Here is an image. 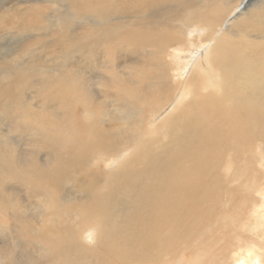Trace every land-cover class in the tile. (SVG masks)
Masks as SVG:
<instances>
[{"label":"bare ground","instance_id":"bare-ground-1","mask_svg":"<svg viewBox=\"0 0 264 264\" xmlns=\"http://www.w3.org/2000/svg\"><path fill=\"white\" fill-rule=\"evenodd\" d=\"M57 6L0 14V34H26L42 30L47 13H55V26L30 41L13 72L0 67L1 115H12L18 132L33 133L43 148L31 146L22 158L0 143L11 215L0 222V264H203L205 252L190 247L218 227L231 229L235 240L228 256L217 252L210 264H264V173L245 201L248 215L230 209L229 220L217 213L216 201H205L206 181L220 182L216 171H232L230 180L237 175L230 182L235 187L249 170L244 150H251L255 134L264 158V0H58ZM189 27L199 29L188 41L199 51L179 63L186 50L180 30ZM102 51L98 63L106 70L93 86L87 72ZM178 64L187 65L185 77L174 82ZM28 75L53 77L58 88L50 91ZM141 83L148 97L138 111L146 101ZM25 95L30 111L17 104ZM217 119L222 132L213 125ZM243 131L250 142L240 147ZM226 134L241 148L239 160L223 154ZM199 169L211 177L196 185ZM141 181L146 196L158 184L157 208L145 210L141 197L131 201ZM225 203L232 206V199ZM217 254L222 259L215 263Z\"/></svg>","mask_w":264,"mask_h":264},{"label":"rangeland","instance_id":"rangeland-1","mask_svg":"<svg viewBox=\"0 0 264 264\" xmlns=\"http://www.w3.org/2000/svg\"><path fill=\"white\" fill-rule=\"evenodd\" d=\"M57 1L58 0H0V14L5 13L7 11L9 12V9H11V10L16 9L15 11H17L23 6H27V5H31V4L32 5L33 4H41V3L47 4L49 6L55 5V7L57 9H60L57 6ZM180 14L183 15L182 12ZM54 18H55V13L52 11L48 12L47 16L45 18L44 28L42 30H37L38 27H36L35 29H32L31 31L29 30L30 32L27 31L26 34H20L16 31H13L12 29H7L6 32L1 33L0 34V67L10 68L11 71L13 72V70H14L13 65L16 63H20L23 60V57H25L26 46L30 43V41L32 43V40L34 41V38H38L39 36H46L50 33L51 28L53 26H55ZM86 22H89V18H87ZM84 23H85V21H84ZM228 27H229V22L227 21L226 26L224 25L223 27H221V31L225 30ZM180 31L182 33L184 32L186 34L185 38L182 41L183 43H185L182 50H184V49H186V50H184L183 52L178 54V56L181 57L178 62L179 63H181V62L182 63H188L193 57H195L197 55V53L199 51L198 46L188 45V41L191 38H195L196 36L197 37L199 36L198 35L199 29H196L195 27H189V28H185V29L183 28ZM202 47H204V43H203ZM175 52L176 51H174L173 53H175ZM37 56H39L38 52L29 55V57H31V58H34ZM105 57H106V54L103 51L98 52L94 55L93 60L98 59L99 61L93 62L94 67H92L91 73L87 72L88 76H90L89 79H90L91 84L93 86L97 83V81H98L97 79L100 77L98 75L100 70H102V71L106 70V67H104L100 63H98V62L104 60ZM107 60L111 61V56H108ZM122 60H124V57L122 58ZM36 61L37 60L32 62V64H35ZM171 63H172V67H175L177 65L175 62H172V61H171ZM112 65H113V63H112ZM186 66H187L186 64H184L183 66H180L178 64V67H179L178 70L177 71H175V69L173 70L174 72L172 73V76H173L174 82L179 81L181 78L185 77L184 75H182V73H183V70L186 68ZM108 68H109V66L107 67V69ZM56 69H59V68L56 67ZM160 70L162 73L161 68H160ZM118 71L124 72L122 69H119ZM16 72L19 74H23V73H20L18 71H16ZM26 72L28 73L29 70H27ZM28 76L32 79V81H35V82L41 84L42 86L47 87L50 91H56L58 88L57 81L53 77H51V78L39 77V75L38 76L28 75ZM144 85H145L144 83H141L137 87H139L140 90L142 91V87ZM142 92L145 94L146 101H145V103L142 102V104H141L139 102V104H137L138 105V111H140V109L143 106L145 107V105L147 104L146 103L147 97H148V96H146L147 92L145 93L144 90ZM26 93L35 95V93H33L32 91H26ZM30 102L31 101L29 99H27V96L25 95L22 99H19L17 104L21 105L22 110L30 111L29 110ZM223 106H225V103L223 104ZM50 112H54V111H50ZM1 114L2 113L0 112V143H2L3 148L16 147L19 156L22 158H26L28 156L27 152L31 146H36V147L43 149L42 144L38 145V144L33 143V140L35 139V135L33 133H26L25 131H23L21 129H20L21 132H18V128L16 126V123H13V121H12V118H11L12 115L3 116ZM47 115H49V113H47ZM111 115H112V113H109L108 116H111ZM82 116H83V112L81 111V109H79L78 111H76L74 113V118L76 119V121H78V119L80 121L82 119ZM87 121H88L87 119H84L83 122L87 123ZM144 121L146 122V117H145ZM213 125L216 127L217 132H222V128H220V126H221L220 120L217 119V121H215V124H213ZM14 132L20 133L22 135V139L17 137L14 134ZM213 134H215V133H213ZM222 135H223V133H222ZM255 135H256L255 139L252 138V141H251V147H252L251 150H248L247 152L244 150V153H245L244 159H247L248 162L250 163L247 167H250V168L252 167V168L251 169L249 168V170L247 172H245L244 170L242 171V176H240V178L236 182H234L236 184L235 187H232V183H230V182L233 181L237 175L233 176L232 179L230 180L229 177H231L232 171L231 172L229 171V173H228L225 170V168L223 169V171H219V172L216 171L215 172V176H216L215 178H217L220 182H213L212 180H208L205 183L206 184L205 201H208L209 203L216 201L217 205L216 204L215 205L217 207L214 205L215 210H217V211L219 210L220 212L221 211L226 212V214L224 216L227 217L229 220H231V217L233 216V213L230 212V209H234L235 214H236V211H239L240 214L244 213V215H248V212H249L248 208L250 206V201H251L250 198L253 197V195H252L253 188L258 182H260L262 180L261 174L259 172L264 173V158L260 157V150L259 149L262 146V150H263V144L261 143L262 138H259V136L257 134H255ZM228 137H230V138H228ZM225 138H226L225 142L228 145H226L223 148V154H225V156L228 155L227 157H230L231 159L237 157L236 160H239L241 158L240 157L241 148H238V151H236L235 146L233 144L234 141H231V139H232L231 135L226 134ZM219 139H221V137ZM47 141L48 140L46 138H44V142H47ZM246 141L250 142V139L246 137V134L243 131V137L240 140H238L236 143L239 144L240 147H244L242 143H245ZM112 159H114V158L111 157V160ZM231 159H229L227 161H230ZM22 161L24 162L23 159H22ZM109 162H110V159H109ZM109 162L107 164L108 167L110 166ZM239 163L243 165L242 160ZM52 164L53 163L51 162V165ZM204 164L205 163H202V165H204ZM110 167H111V170H113V169L117 170V168H118L116 165H113ZM102 169L106 171L107 167L105 166ZM102 169H100V171L103 174L100 172V177L103 180L104 176L106 174L102 171ZM236 171H237V169H236ZM0 173H3L1 170V167H0ZM208 176L211 177L210 171H206V173H202L199 169V174L197 175V177L194 178L196 185H198V183L200 185V183L202 181L204 182L205 178ZM254 179H255V181L253 184L252 181ZM6 180H7V175L0 177V205H1L0 206V222H3L7 217L11 216L10 211H7V209H6V206H8V203H7L8 201L6 198L9 196L10 192L4 191L3 187L1 186V185H3V183ZM146 180L147 179H144V181H146ZM144 181L137 183V187L135 188L133 196L131 195V201H135L141 197V200L139 202L143 204L145 210L150 211L152 208H157V206H156L157 199H156V196L152 195V193L154 190L160 189V188H159L158 184L157 185L152 184L149 187L153 186V188L150 190H146V194H148V196L143 195L141 193V191H143V187H144L143 182ZM154 181L155 180H153L152 182H154ZM214 181H217V180H214ZM35 182H36V180H34V185H35ZM263 183H264V180H263ZM42 186L44 187V184ZM257 187L260 188L262 186H257ZM257 187H255V188H257ZM202 188L203 187H199L198 189L201 190ZM88 189H90V187ZM201 192L202 191H199L198 195ZM232 193L235 194L236 197L234 195H232ZM73 194H77V193H73ZM136 194H139V196L138 197L135 196ZM151 196H152L151 200H148L147 197H151ZM226 197H230V200L232 199V206H226V203H225ZM116 198L117 197H115V199ZM247 199H250V201L245 202ZM22 200H23L24 204L29 205V202L27 201V199H24L22 197ZM236 204L238 205V208L233 207ZM130 205H132V203H130ZM163 206H165V205H163L161 203V205H159L158 208L161 207L160 209H162ZM212 206L213 205H210V207H212ZM208 208L209 207H205L204 209H208ZM235 209H236V211H235ZM219 211L217 213H219ZM205 218L207 220L206 215H205ZM17 219L18 220L20 219L19 216H17L16 220ZM18 220L16 221L17 223L19 222ZM240 221H242V220H239L236 224H238ZM224 224H225V222L222 225H224ZM92 233L96 235V232H92ZM209 235H211V236H209ZM200 237H201V235H200ZM195 239H196V237L192 238L191 242L194 241ZM253 239H255V237ZM227 240H229V243L227 242ZM234 240H235V238H233V236L231 235V229L220 230L218 227L214 231L212 230V232H210V234L205 235L201 241L199 240L198 243H196L193 247H190V248H191V252H195L196 248L198 250L200 249L201 251L205 252L206 258H203L202 262H203V264H210V259L213 257V255L216 256L217 252L223 253L226 256H228L230 254L231 250L233 249V248H231V246H232V243ZM30 250H31V247H27V246L24 247V253L25 254H29ZM217 255H218L219 259H215V263L219 262L222 259L221 255H219V254H217Z\"/></svg>","mask_w":264,"mask_h":264}]
</instances>
